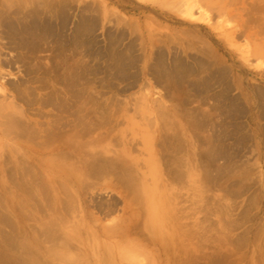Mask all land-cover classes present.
Instances as JSON below:
<instances>
[{
	"label": "rangeland",
	"instance_id": "rangeland-1",
	"mask_svg": "<svg viewBox=\"0 0 264 264\" xmlns=\"http://www.w3.org/2000/svg\"><path fill=\"white\" fill-rule=\"evenodd\" d=\"M230 1L0 0V264H264V3Z\"/></svg>",
	"mask_w": 264,
	"mask_h": 264
},
{
	"label": "bare ground",
	"instance_id": "bare-ground-1",
	"mask_svg": "<svg viewBox=\"0 0 264 264\" xmlns=\"http://www.w3.org/2000/svg\"><path fill=\"white\" fill-rule=\"evenodd\" d=\"M203 1L205 2V0H203ZM206 1H207V0H206ZM231 1H232V0H231ZM231 1H230V2H231ZM257 1H258V0H257ZM260 1H261V2L263 1L262 3H264V0H260ZM259 3H260V2H259ZM262 3H260V4H262ZM260 10H261V8H260ZM261 11H262V10H261ZM262 12H263V11H262ZM257 19H258V18H257ZM259 19H260V18H259ZM259 19H258L257 21H259ZM255 21H256V20H255ZM257 21H256V22H257ZM257 23H258V22H257ZM259 23H260V22H259ZM32 39H33V38H32ZM9 133H10V132H9ZM135 259H136V258H135Z\"/></svg>",
	"mask_w": 264,
	"mask_h": 264
}]
</instances>
